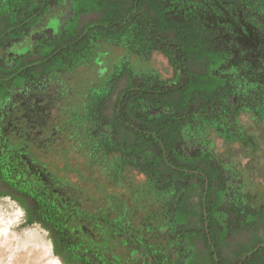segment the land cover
<instances>
[{
  "label": "flooded vegetation",
  "instance_id": "obj_1",
  "mask_svg": "<svg viewBox=\"0 0 264 264\" xmlns=\"http://www.w3.org/2000/svg\"><path fill=\"white\" fill-rule=\"evenodd\" d=\"M212 2L0 0V27L8 28L0 35V125L6 130L0 194L48 229L65 264H172L181 250L183 264H264V244L257 241L264 213H255L250 223L238 219L229 204L239 180L236 165L231 168L215 151L216 139L238 143L244 151L239 158L247 156L244 168L259 172L264 63L238 51L237 32L239 26L246 33L254 27L264 0ZM261 16L264 25V11ZM195 42L199 51L190 52ZM178 44L184 45L179 55ZM153 53L170 61L180 84L156 91L150 72L142 81L129 67L133 58L150 60ZM75 90L82 91L76 109L86 112L76 118L94 122L88 152L80 148L83 141L79 148L75 140L62 146L63 126L52 116L53 107ZM162 92L183 104L182 116L171 107L155 109L166 100L158 99ZM147 105L153 108L149 123L141 115ZM162 110L165 140L156 124ZM181 117L187 124L175 133ZM96 154L118 155L117 165H148L145 173L159 188L155 161L164 155L165 235L151 237L148 223L137 226L130 208L118 210V197L101 182L102 166L94 165ZM74 155L81 163L71 160Z\"/></svg>",
  "mask_w": 264,
  "mask_h": 264
},
{
  "label": "crops",
  "instance_id": "obj_2",
  "mask_svg": "<svg viewBox=\"0 0 264 264\" xmlns=\"http://www.w3.org/2000/svg\"><path fill=\"white\" fill-rule=\"evenodd\" d=\"M74 77H78V75ZM156 91H157V88H156ZM73 92L76 93V95L71 94L69 92L68 96L65 99H63L55 107H53L52 116H54V118L55 116L58 117V121L63 126V128L61 129V132H59L60 134L59 138L62 140L61 145L67 148V145L72 144V141L75 140L73 142L75 145L74 147L79 148V145H77L78 141L80 142L83 141L81 143L83 147H80V148H84L88 152V150L90 151V148L86 142V139L88 136L87 132L89 135H91L90 130L88 131V127L93 126L94 122L93 120L85 118V119H82V121L84 122L81 123L79 122L81 119L76 118L77 114L79 116L85 115L86 112L82 110L79 111V109H76L78 108L77 100L82 91L80 92L79 90H75ZM160 106L164 107L165 109L170 108V107L174 108V112L182 111L180 113V116L183 115V110L182 109L178 110L177 106H174V103L167 99L164 101L163 104L159 103L155 109L158 110ZM143 113L144 112H142V115ZM151 113L152 111L150 112V114H148L149 117ZM163 113H164V116L162 115ZM161 115H162L161 121L162 122L164 121L165 125L162 126V128H160L162 130L160 131L157 130V131L159 135L162 133V139L165 140L168 136V134L166 133V125H167L166 111H163L162 113L158 114L156 124H159L158 117ZM148 120L149 122L150 121L152 122L151 117ZM186 120L187 119H183L182 117L180 118V120L179 119L176 120V122L174 123L175 133L182 131L181 127L182 125L187 124ZM243 120H244L243 123L246 124V120L245 119ZM84 123L86 124V128L83 127ZM84 138L85 140H83ZM222 142L223 141L221 139H216L215 151L219 158L227 160L231 168H234L233 166L236 165L234 168V171L236 173L235 178L239 179L237 182V185H239L240 183H242L243 181L247 179H249L250 181H253L254 177L256 178V183H258V179H257L258 172L257 171L248 172L242 165V161L245 160L247 156L243 155L242 157L239 158L238 155H241L242 152L244 151H242L238 143H234V142L228 143L229 146L231 147V152L226 153L227 155H223L218 152V145H221ZM164 159L165 157L162 154H159L157 156L156 161H155V166L157 167V169L155 170L156 172L165 174V170L163 166H165L166 162L164 161ZM129 163H122V164H118L115 166L116 172H117L116 178H111L109 166L107 167L105 166V169H104L102 165L101 182L106 183L105 185H108L107 187L110 193L113 196H116V198L118 197L119 202L116 200H113L114 202L116 201L115 203H118L117 205L118 210H120L121 212L123 210L128 212L126 208L127 207L130 208L132 212V218L137 220V226L139 225V223L145 221L146 223H148L147 226L150 227L149 234H151V237L153 236L160 237V235H165L166 234L165 224L161 220V217L165 213V208L162 205V199L166 196V191L163 190L162 188H159L158 186L159 182L153 183V181H150V179L147 176V173H145V171L148 173H150L151 171L148 165H145L144 163L134 164V165L129 164ZM154 176H155V172H154ZM261 193H262V188L259 191V194ZM263 209H264L263 203L260 204L258 202L257 206L255 207V210L258 211L256 212V214L262 213ZM145 236L147 235L145 234ZM257 241L264 244L263 231H260V233L257 235ZM257 241H254V244L252 243L253 244L251 246L252 248L255 246V242ZM176 250L178 251V249ZM156 251L159 252V251H168V250L164 248L160 249L157 247ZM125 252L127 253L126 257H128L130 254V251H128V249H125ZM176 253L177 252L173 253L172 264H183L182 263V257H183L182 250H181V255L179 258L181 260L180 262H179V259H177Z\"/></svg>",
  "mask_w": 264,
  "mask_h": 264
},
{
  "label": "rangeland",
  "instance_id": "obj_3",
  "mask_svg": "<svg viewBox=\"0 0 264 264\" xmlns=\"http://www.w3.org/2000/svg\"><path fill=\"white\" fill-rule=\"evenodd\" d=\"M198 46H201V44L198 42L190 43V48H189L190 52H198L199 51ZM131 61L133 63H131V66L129 67H131L133 71H136V74L138 75L142 74L141 75L142 81L146 77L144 74H146L147 76L149 75V72L152 74V78L156 79L154 81L155 84L157 85L156 88L170 90L174 88L176 84L181 83V80H178L179 79L178 71L174 72L172 70L170 61L161 53H153L150 60H144V59L140 60L133 58ZM102 73L105 74L106 72L104 71ZM108 80L109 78H106V81ZM243 94L247 95L246 92H243ZM243 119L245 118L242 117V121H244ZM224 125H230V123L227 124L224 122ZM223 128L224 127L222 126V129ZM4 131L6 130H4V127L1 128L0 125V132H1L0 137L3 135L2 132ZM0 139L1 142H3L4 135ZM218 152L220 154L227 155L226 153L231 152V147L226 146L222 142L221 145H218ZM72 159L76 163H81L80 160L81 157L79 155H74L73 157H71V160ZM118 161H119L118 155L102 156L96 154L93 162L96 167L102 165L103 167L109 166L111 178H116L117 172L115 166L117 165ZM155 176L160 180V187L164 190V187L166 186L165 175L160 172H155ZM261 188H262L261 185L256 183L255 177L253 178V181L247 179L242 183H240L239 185H237V189L235 190V195L232 198V200L229 202V204H232L233 208L237 210L239 220H245L247 223H250L255 213L258 212L257 210H255V207L257 206L258 202L260 204L264 202L263 193L259 194ZM113 199L115 200L116 198ZM9 200L13 201V199L8 198L7 194L4 195L0 194V218H3V220L6 222V225L9 226L8 227L9 230L16 234V238L12 239L8 237L10 239L9 240L7 237H5L6 236L5 230L0 228V264H37V262L45 260L43 255L41 254L39 256H42V258L40 257L41 259H38V261H36L37 259H35L34 257L35 255H38V253H41L42 250L38 248L40 245H42L43 242L45 243L52 242L51 234L49 233L47 228L41 225L39 221L33 219V221L29 222L28 221L29 215L27 211H25V209H23L26 215L25 221L22 223H17L12 220L11 223L10 220H11L12 207L9 205ZM262 213H264V209ZM262 213L260 214L258 213V214L261 215ZM36 234L42 237H39L40 239H38ZM6 238L8 242L6 241ZM253 244H251V246ZM251 246H249L246 250L250 251L252 248ZM53 254L55 256H58L57 253L54 251V248H53Z\"/></svg>",
  "mask_w": 264,
  "mask_h": 264
},
{
  "label": "trees",
  "instance_id": "obj_4",
  "mask_svg": "<svg viewBox=\"0 0 264 264\" xmlns=\"http://www.w3.org/2000/svg\"><path fill=\"white\" fill-rule=\"evenodd\" d=\"M217 1L218 0H213L212 4H216ZM262 11H264V9H259L258 17L255 18V25L252 29L248 30V33H246V31L244 29H242L240 26H239L238 32H237V37H238L237 38V46H238L237 49H238V51L242 52L244 50V53L246 54L244 56L248 57V59H251L254 62L261 63V64L264 63V25L260 24V23H262V16H261ZM164 25L167 26L166 23ZM143 27L146 31L147 27H145V25ZM165 28H167V27H165ZM183 28H184L183 26H180L179 31H181ZM6 30H8V28H5V27L1 28L0 27V35H5ZM168 30H170V28H168ZM183 47H184L183 44H178L175 53L177 55H179L180 52L183 50ZM239 56H240V54H239ZM194 78H196V77H194ZM158 90H161V91L163 90L164 92L166 91L165 89H161V88H157V91ZM199 91H201L200 87L195 86V88H194L195 94H197ZM164 92L161 93V95L158 97V99H163V100L166 99L167 93H164ZM182 105H183L182 103H180L178 105L176 103L174 104V106H177L178 110L182 109ZM142 109L147 110L146 114L145 113H143V115L141 114L142 116H144L146 118V116H148V114H150L152 108L150 107V105H147V106H142ZM162 115L164 116V113ZM162 115L158 117L159 130H162L160 128L165 125V122L161 121ZM147 122H149V120ZM28 221L29 222L33 221V218H31L30 215L28 217Z\"/></svg>",
  "mask_w": 264,
  "mask_h": 264
},
{
  "label": "bare ground",
  "instance_id": "obj_5",
  "mask_svg": "<svg viewBox=\"0 0 264 264\" xmlns=\"http://www.w3.org/2000/svg\"><path fill=\"white\" fill-rule=\"evenodd\" d=\"M9 205L12 207V213H11L10 222L12 223V220L14 222H17V223L24 222L25 219H26V215H25V211L23 210V208L20 205H18L16 202L12 201V200H9ZM8 227L9 226L6 225V222L3 220V218H0V228L5 230V234H6L5 237H7V238L9 237V238L15 239L16 238V234L14 232H11ZM36 236L38 237V239H40L39 237H42V236L37 235V234H36ZM7 238H6V241H7ZM53 248L54 247L52 245V242H48V243L43 242L42 245H40L39 248H38V249L42 250L41 253H38V255H35L34 258L37 259L36 261H38V259L42 258V256H39L41 254V255H43L45 260L39 261V262H37V264H64L61 257L55 256L53 254Z\"/></svg>",
  "mask_w": 264,
  "mask_h": 264
},
{
  "label": "water",
  "instance_id": "obj_6",
  "mask_svg": "<svg viewBox=\"0 0 264 264\" xmlns=\"http://www.w3.org/2000/svg\"><path fill=\"white\" fill-rule=\"evenodd\" d=\"M258 183L264 187V156L261 159V164L258 172Z\"/></svg>",
  "mask_w": 264,
  "mask_h": 264
}]
</instances>
